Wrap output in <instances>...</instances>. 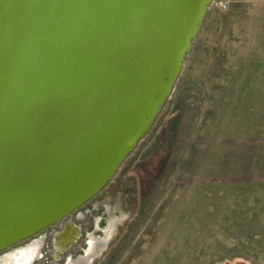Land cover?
<instances>
[{
    "label": "water",
    "instance_id": "1",
    "mask_svg": "<svg viewBox=\"0 0 264 264\" xmlns=\"http://www.w3.org/2000/svg\"><path fill=\"white\" fill-rule=\"evenodd\" d=\"M213 0H0V253L91 200L170 99Z\"/></svg>",
    "mask_w": 264,
    "mask_h": 264
},
{
    "label": "rangeland",
    "instance_id": "2",
    "mask_svg": "<svg viewBox=\"0 0 264 264\" xmlns=\"http://www.w3.org/2000/svg\"><path fill=\"white\" fill-rule=\"evenodd\" d=\"M255 9L213 0L170 99L112 180L0 264L79 256L101 219L109 230L79 264H264V6Z\"/></svg>",
    "mask_w": 264,
    "mask_h": 264
},
{
    "label": "trees",
    "instance_id": "3",
    "mask_svg": "<svg viewBox=\"0 0 264 264\" xmlns=\"http://www.w3.org/2000/svg\"><path fill=\"white\" fill-rule=\"evenodd\" d=\"M97 220V219H96ZM102 220V222H101V226H100V228H98L97 226H95L94 228H93V231H89V232H86L85 233V237H86V243H84V247L82 248V250H81V252H80V257H81V255L83 256V257H85V256H90L91 254H92V252H93V250H95V242L99 239V237H101L102 239H104L103 238V236H106V234H107V232H108V230H109V228H107V227H105L106 225H107V221L105 220V219H101ZM98 221V220H97ZM96 223V222H95ZM100 234V235H99ZM47 235H48V233L44 230V231H42L41 233H39L37 236H36V239H42V240H45V238L47 237ZM94 235H97V237H95L94 238ZM99 236V237H98ZM84 237V238H85ZM92 240H91V239ZM33 239H31V241H32ZM102 241V240H101ZM73 260V258H71V256L69 255V256H67L66 257V262H65V264L68 262V260Z\"/></svg>",
    "mask_w": 264,
    "mask_h": 264
},
{
    "label": "flooded vegetation",
    "instance_id": "4",
    "mask_svg": "<svg viewBox=\"0 0 264 264\" xmlns=\"http://www.w3.org/2000/svg\"><path fill=\"white\" fill-rule=\"evenodd\" d=\"M78 214V213H77ZM69 233L68 234H66L65 235V238H64V242L65 243H67V242H69L70 241V237H69ZM91 239V238H90ZM92 240V239H91ZM28 242L26 243V244H24V245H22L21 247H19L20 249V251H24V249L25 248H27L28 246H29V244H30V242H31V239H28L27 240ZM26 242V241H25ZM84 243H86V237H85V239H84V242H83V245H84ZM32 244V243H31ZM82 250V249H81ZM81 250H80V252H81ZM4 252V251H3ZM2 253V252H1ZM0 253V254H1ZM39 254V253H38ZM71 256V258H73V260H68V262L66 263V264H79L81 261H80V255L78 256V255H76V254H71V253H69V254H66L64 257H63V260H62V262H61V264H65V262H66V257L67 256ZM38 257H37V259L41 256L40 254L39 255H37ZM82 256V255H81ZM47 259V258H46ZM48 263V262H47Z\"/></svg>",
    "mask_w": 264,
    "mask_h": 264
},
{
    "label": "crops",
    "instance_id": "5",
    "mask_svg": "<svg viewBox=\"0 0 264 264\" xmlns=\"http://www.w3.org/2000/svg\"><path fill=\"white\" fill-rule=\"evenodd\" d=\"M231 1L234 5L240 6L241 8L242 6L244 7L245 4H247L248 6L253 5L256 7L255 10H257L258 12L261 11L262 10L261 8L264 6V0H231Z\"/></svg>",
    "mask_w": 264,
    "mask_h": 264
}]
</instances>
